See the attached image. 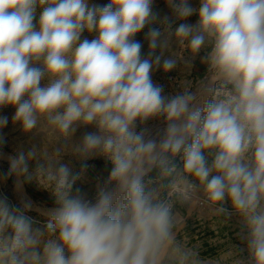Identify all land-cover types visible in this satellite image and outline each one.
Returning a JSON list of instances; mask_svg holds the SVG:
<instances>
[{
  "label": "clouds",
  "instance_id": "1",
  "mask_svg": "<svg viewBox=\"0 0 264 264\" xmlns=\"http://www.w3.org/2000/svg\"><path fill=\"white\" fill-rule=\"evenodd\" d=\"M165 4L162 15L156 0H0V111L14 108L24 133L41 121L62 135L93 127L76 151L106 158L114 185L88 200L74 194L68 165L38 166L54 207L40 230L0 200V264H164L172 204L146 191L144 176L170 175L177 155L183 198L202 190L219 213L230 202L252 264H264V0ZM173 38L190 57L205 51L212 98L203 104L153 80L177 67L164 54ZM8 122L0 115V129ZM8 162L17 176L28 171L22 152Z\"/></svg>",
  "mask_w": 264,
  "mask_h": 264
},
{
  "label": "rangeland",
  "instance_id": "2",
  "mask_svg": "<svg viewBox=\"0 0 264 264\" xmlns=\"http://www.w3.org/2000/svg\"><path fill=\"white\" fill-rule=\"evenodd\" d=\"M96 2L107 3V0ZM192 2L198 7V0ZM156 7L162 15L169 12L165 0H156ZM38 16L39 12L37 19ZM196 19L194 15L188 22L194 23ZM143 35V32L140 33L137 39L143 42ZM144 51L147 52L146 43ZM164 54L174 55L178 60L177 67L168 73L155 71L153 80L163 85L165 94L169 96L188 91L195 95L194 103H205L212 88L207 64L203 60L205 51L199 56L190 57L173 38ZM14 112L15 109L11 107L0 111V115L9 118L8 125L0 129V200H6L16 214L28 216L34 229L45 228L48 216L44 211L54 207L53 189L44 186L43 176L37 172L38 166L51 169L60 163L68 165L79 176L74 185V194L75 189H79V194L88 200L94 201L101 188L114 187L108 179L111 164L106 158L101 155L85 158L76 151L84 132L94 131L93 127L79 125L71 135H62L55 127L41 121L31 133H24L20 125L12 120ZM147 126L155 131L163 127V124L153 120ZM21 152L25 154L28 168L27 172L22 171L19 175L23 190L17 186V178L10 171L8 162L9 156ZM174 163L176 170L170 175H161L159 170L152 168L144 176L146 191L172 204L175 244L169 245L164 264H184L182 253L190 256L187 264H252L244 221L232 211L230 202L227 205L228 211L219 213L206 201L202 190L189 193L185 200L183 184L179 178L183 169L180 155L174 158ZM84 164L88 166L85 168ZM176 210H181L180 215L175 213Z\"/></svg>",
  "mask_w": 264,
  "mask_h": 264
},
{
  "label": "water",
  "instance_id": "3",
  "mask_svg": "<svg viewBox=\"0 0 264 264\" xmlns=\"http://www.w3.org/2000/svg\"><path fill=\"white\" fill-rule=\"evenodd\" d=\"M211 91H212V88H211V90H210V92H209V94H208V96H207V100H209V98H210V96H211ZM15 176H16L17 179L20 180L19 176H17L16 174H15ZM20 181H21V180H20ZM19 187L23 190V188H22V183L19 185Z\"/></svg>",
  "mask_w": 264,
  "mask_h": 264
},
{
  "label": "bare ground",
  "instance_id": "4",
  "mask_svg": "<svg viewBox=\"0 0 264 264\" xmlns=\"http://www.w3.org/2000/svg\"><path fill=\"white\" fill-rule=\"evenodd\" d=\"M211 82V81H210ZM209 82V85H211V83ZM209 87V86H208ZM204 100H205V98H204ZM41 211H44V209L42 210V209H40ZM47 211L48 210H46V211H44V213L46 214L47 213Z\"/></svg>",
  "mask_w": 264,
  "mask_h": 264
},
{
  "label": "crops",
  "instance_id": "5",
  "mask_svg": "<svg viewBox=\"0 0 264 264\" xmlns=\"http://www.w3.org/2000/svg\"><path fill=\"white\" fill-rule=\"evenodd\" d=\"M180 212H181V210H179V211L176 210L175 211V213L178 214V215H180Z\"/></svg>",
  "mask_w": 264,
  "mask_h": 264
}]
</instances>
